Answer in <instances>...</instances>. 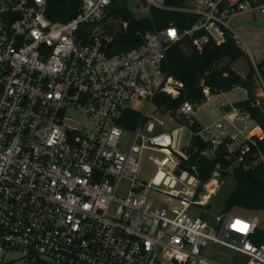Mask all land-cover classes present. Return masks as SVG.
<instances>
[{
  "label": "built area",
  "instance_id": "2783aa9c",
  "mask_svg": "<svg viewBox=\"0 0 264 264\" xmlns=\"http://www.w3.org/2000/svg\"><path fill=\"white\" fill-rule=\"evenodd\" d=\"M47 5L0 0V264H264L259 218L212 208L224 172L264 164V134L246 109L221 102L212 123L189 101L178 109L179 129L212 146L204 155L223 146L234 158L205 181L182 165L190 144L178 149L171 132H155V97L183 88L170 51L190 43L202 54L228 35L238 43L233 19L264 15V0H80L65 21ZM154 9L173 17L136 24L142 43L122 48ZM71 112L90 126L70 125ZM130 112L133 128L123 124ZM146 152L157 168L150 182L137 176Z\"/></svg>",
  "mask_w": 264,
  "mask_h": 264
},
{
  "label": "trees",
  "instance_id": "16d2710c",
  "mask_svg": "<svg viewBox=\"0 0 264 264\" xmlns=\"http://www.w3.org/2000/svg\"><path fill=\"white\" fill-rule=\"evenodd\" d=\"M80 0H48L47 16L55 21H65L71 18L76 12ZM154 22L149 19L134 21L129 31L125 34L122 42V48H130L140 45L142 37L135 33L136 24L140 23L142 29H152L168 23L173 14L154 9ZM178 24L181 28L185 27L183 16L179 18ZM245 55L244 50L239 43L230 35L221 45L209 43L202 54L185 43L176 45L169 55L168 65L170 73L183 83V88L177 98H172L166 93H160L155 97V102L159 107H164L171 114L178 118V109L180 106L189 101L196 107H199L207 101L204 93V86L210 88L211 94L226 93L235 87H243L248 91V97L234 105L246 109L251 118L264 131V99L260 102L255 101L252 88V74L256 71L251 67L247 77H242L233 67V64ZM257 69L264 79V59L257 64ZM203 82V85H202ZM229 108V107H227ZM130 121L123 124L130 128L136 125L139 115L130 112L127 115ZM259 146L264 150V138L259 141ZM212 146L199 136H192L189 150V159L183 161L182 165L196 166L199 171V177L207 180L216 166L221 163L227 168L233 164L232 159L227 155L231 152L226 147H218L216 156L210 158L203 154V151ZM228 175L224 172V176ZM234 187L231 189L226 198L221 211L228 212L235 208L264 211V164H259L252 168H245L242 164L234 167L232 171ZM213 203L212 208L215 206ZM258 236L260 240L264 239V229L259 227Z\"/></svg>",
  "mask_w": 264,
  "mask_h": 264
},
{
  "label": "rangeland",
  "instance_id": "374dc122",
  "mask_svg": "<svg viewBox=\"0 0 264 264\" xmlns=\"http://www.w3.org/2000/svg\"><path fill=\"white\" fill-rule=\"evenodd\" d=\"M127 2L119 1L118 3L125 4ZM128 4L134 6L136 5V2L130 1ZM232 25L237 27L240 36L238 43L245 52V55L236 61L233 64V67L242 77H247L249 75L251 67L256 70L252 74V88L254 98L256 99L255 101L260 102L261 99H264V79L257 69V64L264 59V15L257 14L254 16L250 13H242L233 19ZM247 97L248 91L243 87H235L227 93L211 94L207 101L198 107L197 117L204 123H212L220 115L218 114L219 112L216 113V111L219 109V104L221 102L233 104L235 102L243 101ZM71 116L73 117V120L70 122V125L74 127L84 125L90 126V123L84 115L71 112ZM156 117L163 122V124L157 123L155 129L156 133L171 132L174 139V146L178 149H181L184 145L190 144L191 136L189 133L179 129L181 124L179 117L177 118L171 115L169 110L164 107L157 110ZM257 131L260 134H264L261 127ZM156 171V165L149 159L147 152L142 154L137 176L146 182H150L155 177ZM230 174L231 173H228L224 179L222 191L216 198L215 207L213 208V211L216 213L221 212L226 198L234 187V182ZM249 213L259 218L260 227L264 229V211H250ZM218 248L219 251L226 255L235 254L231 251L229 252L225 248ZM14 256V253H9L6 256V259Z\"/></svg>",
  "mask_w": 264,
  "mask_h": 264
},
{
  "label": "crops",
  "instance_id": "0c3cea01",
  "mask_svg": "<svg viewBox=\"0 0 264 264\" xmlns=\"http://www.w3.org/2000/svg\"><path fill=\"white\" fill-rule=\"evenodd\" d=\"M227 93V92H226ZM229 104H231V103H229ZM234 104V103H233ZM190 135V134H189ZM191 136V135H190ZM191 138V137H190Z\"/></svg>",
  "mask_w": 264,
  "mask_h": 264
}]
</instances>
